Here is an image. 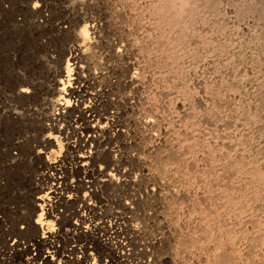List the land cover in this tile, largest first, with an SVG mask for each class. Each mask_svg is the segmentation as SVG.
Here are the masks:
<instances>
[{"label": "rangeland", "instance_id": "374dc122", "mask_svg": "<svg viewBox=\"0 0 264 264\" xmlns=\"http://www.w3.org/2000/svg\"><path fill=\"white\" fill-rule=\"evenodd\" d=\"M42 1H0V264H264V0Z\"/></svg>", "mask_w": 264, "mask_h": 264}, {"label": "bare ground", "instance_id": "6f19581e", "mask_svg": "<svg viewBox=\"0 0 264 264\" xmlns=\"http://www.w3.org/2000/svg\"><path fill=\"white\" fill-rule=\"evenodd\" d=\"M0 1H2V0H0ZM7 1H9V0H7ZM40 1V0H39ZM45 1V0H44ZM44 1H42V2H44ZM48 1V0H47ZM168 1V0H167ZM174 1V0H173ZM7 3V2H6ZM168 3H172V2H168ZM167 3V4H168ZM5 4V3H4ZM47 4H48V2H47ZM47 4H46V6H47ZM170 4H168L169 5V7H170ZM18 5V4H17ZM39 5V4H38ZM37 5V6H38ZM49 5V7H50V5L51 4H48ZM168 5H166V6H168ZM1 6H2V4H1ZM5 6V5H4ZM10 6V5H9ZM23 6V5H22ZM36 6V5H35ZM40 6H42V4H40ZM40 6H39V9H37V8H35L34 7V9H37L38 11L39 10H41L40 9ZM45 6V7H46ZM165 6V7H166ZM26 7V6H25ZM32 7H33V5H32ZM162 7V6H161ZM9 7H7L6 8V12L8 11L7 9H8ZM30 8V7H29ZM28 8V9H29ZM47 8V7H46ZM164 8V7H163ZM167 8V7H166ZM2 9H4V8H2ZM32 9V8H31ZM160 9V8H159ZM0 10H1V8H0ZM10 10H12V9H10ZM14 10V9H13ZM12 10V11H13ZM30 10V9H29ZM33 10V9H32ZM31 10V11H32ZM43 10V9H42ZM167 10V9H166ZM3 11L4 10H2V13H3ZM21 11V10H20ZM27 11V10H26ZM45 11V10H44ZM47 11V10H46ZM162 11V10H161ZM43 12V11H42ZM167 12V11H166ZM1 13V12H0ZM8 13V12H7ZM31 13V12H30ZM39 13V12H38ZM160 13V12H159ZM4 14H5V12H4ZM24 14V13H23ZM31 14H33V13H31ZM34 14H36V12L34 13ZM164 14V13H163ZM18 15H20V14H18ZM41 15V14H40ZM39 15V16H40ZM43 15V14H42ZM23 17H24V15H23ZM26 17V16H25ZM14 18H16L15 16H14ZM45 18V17H44ZM43 18V19H44ZM19 20V19H18ZM46 20V19H45ZM36 21V20H35ZM44 23V22H43ZM65 23V22H64ZM69 23H70V21H69ZM62 24V23H61ZM66 25V24H65ZM70 25V24H69ZM63 26V25H62ZM60 27V26H59ZM65 27V26H64ZM69 27V26H68ZM71 27V26H70ZM69 27V28H70ZM88 27V26H87ZM57 28H58V26H57ZM89 28V27H88ZM62 29V28H61ZM60 29V30H61ZM64 29V28H63ZM40 30V29H39ZM69 31H70V29H68ZM61 32H63V31H61ZM60 32V33H61ZM71 32H72V29H71ZM66 33V32H65ZM67 33H68V31H67ZM69 34V33H68ZM76 34V33H75ZM63 35V34H62ZM79 35H80V32H79ZM77 36V35H76ZM81 36V35H80ZM83 36V35H82ZM78 37V36H77ZM78 38H80V37H78ZM77 38V39H78ZM59 39V38H58ZM84 39V38H83ZM88 41H86L85 43H87ZM90 42V41H89ZM73 45V44H72ZM62 46V45H61ZM66 46H67V44H66ZM74 46V45H73ZM77 46V45H76ZM80 46V45H79ZM78 46V47H79ZM64 47V45L62 46V48ZM70 47V46H69ZM72 48V47H71ZM77 48V47H76ZM64 49V48H63ZM73 49V48H72ZM66 51H68L69 52V50L67 49ZM63 52H65V51H63ZM62 52V53H63ZM80 52V54H78ZM70 53V52H69ZM74 53V52H73ZM76 53V52H75ZM87 53V52H86ZM67 54V53H66ZM84 55L85 54V51L83 52L82 50H80V48L78 49V52H77V56L78 57H80L79 55ZM71 55V54H70ZM75 56V55H74ZM74 56H72L73 58H75ZM87 56V55H86ZM68 57V56H67ZM84 57V56H83ZM82 57V58H83ZM58 58V57H57ZM65 58V57H64ZM87 58V57H86ZM68 59V58H67ZM53 60V59H52ZM75 60H76V58H75ZM78 60V59H77ZM61 61V60H60ZM70 61H71V58H70ZM43 62V61H42ZM81 62H83V60H81ZM37 63V62H36ZM84 63V62H83ZM36 65H38V64H36ZM73 65V64H72ZM76 65H77V63H76ZM69 67V66H68ZM61 72V71H60ZM62 73H63V71H62ZM61 82V81H60ZM77 88V87H76ZM80 88H78V89H76L77 91L79 90ZM72 90V89H71ZM75 90V87H74V91H76ZM20 91V90H19ZM22 92H23V90H21ZM25 91V90H24ZM76 91V92H77ZM25 92H28V90L27 91H25ZM70 93V92H69ZM68 93V94H69ZM20 94V93H19ZM74 94V93H73ZM67 95V94H66ZM76 96V95H75ZM27 97V96H26ZM77 97V96H76ZM80 97V96H79ZM20 98V97H19ZM23 98V97H22ZM78 99V98H77ZM80 99V98H79ZM79 99H78V101H79ZM66 101V100H65ZM69 101V100H68ZM74 101H76V99L74 100ZM65 103V102H64ZM63 103V104H64ZM74 103V102H73ZM72 103V104H73ZM78 102H75L74 104H75V106H76V104H77ZM60 104V103H59ZM61 105V104H60ZM69 106V105H68ZM67 106V107H68ZM79 106V105H78ZM64 107V106H63ZM90 107V106H89ZM88 107V108H89ZM60 108H62V107H60ZM78 107H76L74 110H76ZM87 108V109H88ZM59 109V108H58ZM84 109H86V108H84ZM93 109H95V108H93ZM79 110V109H78ZM83 110V109H82ZM96 110V109H95ZM80 111V110H79ZM87 111V110H86ZM92 111H94V110H92ZM87 112H89V111H87ZM86 112V113H87ZM97 112V111H96ZM57 113V112H56ZM83 113H84V111H83ZM63 114V113H62ZM93 114V113H92ZM82 115V114H81ZM86 115V114H85ZM85 115H83V116H85ZM89 116H91V114L89 115ZM95 116V115H94ZM97 116H100V115H97ZM90 119V118H89ZM96 119V118H95ZM92 120H93V118H92ZM90 121V120H89ZM99 121V120H98ZM91 122H94V120L93 121H91ZM95 123V122H94ZM92 124V123H91ZM86 125H89V124H87L86 123ZM94 125V124H93ZM90 126V125H89ZM99 126V125H98ZM85 127V126H84ZM96 127V126H95ZM100 127V126H99ZM89 128V127H88ZM95 129V128H94ZM91 130V129H90ZM94 131V130H93ZM92 135V134H91ZM90 135V137H93V136H91ZM89 137V136H88ZM93 139V138H92ZM85 139H83V141H84ZM86 156V155H85ZM51 170H54V171H52V172H55V173H52V172H50ZM60 173L61 172H59V164H57V163H49V168H47L45 171H43V172H39L37 175H38V178H37V180L41 183V185L43 184V180L45 179V178H48V179H53V181L51 182V184L50 185H47L46 186V188H44V189H49V192H53L54 193V196L53 197H55V200H51V201H48V202H36V205H37V207L38 208H40L41 210H43L44 212H54V206H53V204H55L56 203V197H60L61 195H62V193L60 192L62 189H61V179H63L62 178V176L60 175ZM263 174V173H262ZM260 176H262L261 174H260ZM52 188H54V189H52ZM39 197H37V199H38ZM69 198V197H68ZM42 200V199H41ZM218 256H219V254H218ZM221 256H225V255H223V254H221ZM218 259H220V261H221V259H222V257L221 258H218ZM227 259V258H226ZM226 259L224 258L223 260H225L226 261ZM223 260L220 262L219 261V263H221L222 264V262H223ZM224 261V262H225ZM218 263V264H219ZM225 264V263H224Z\"/></svg>", "mask_w": 264, "mask_h": 264}]
</instances>
